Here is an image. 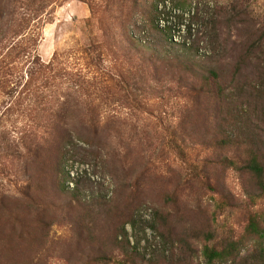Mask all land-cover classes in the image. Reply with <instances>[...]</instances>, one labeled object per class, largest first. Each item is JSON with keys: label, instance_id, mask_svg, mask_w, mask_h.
Listing matches in <instances>:
<instances>
[{"label": "rangeland", "instance_id": "1", "mask_svg": "<svg viewBox=\"0 0 264 264\" xmlns=\"http://www.w3.org/2000/svg\"><path fill=\"white\" fill-rule=\"evenodd\" d=\"M157 2L135 0L129 23L115 21L117 38L92 64L89 38H104L87 21L109 23L128 15L130 3L0 0V63L12 61L7 48L25 32L31 56L49 63L57 55L51 98L60 93L72 112L71 140L54 163L47 156L28 185L21 174L17 187L0 188V264H209L206 246L233 245L212 264H264V178L243 167L245 143L227 144L230 136L245 141L234 111L260 135L264 158V0ZM155 10L173 42L199 40V56L209 54L216 25L227 50L224 105L132 56L124 32L140 36L135 27L148 29ZM141 41L155 42L149 34ZM32 60L16 57L8 72L25 75Z\"/></svg>", "mask_w": 264, "mask_h": 264}, {"label": "trees", "instance_id": "2", "mask_svg": "<svg viewBox=\"0 0 264 264\" xmlns=\"http://www.w3.org/2000/svg\"><path fill=\"white\" fill-rule=\"evenodd\" d=\"M121 1L122 4L130 3L128 15L118 18L111 16L109 23H105L102 19L96 21L94 16L87 21L89 26H93L95 23L99 24L101 37L104 38L102 43H96V37L89 38L88 47L93 54L92 64L103 58V54L98 52V48L101 45L110 44L111 40L117 38L115 21L129 23L134 13L135 0ZM160 2L156 4L157 9L158 5H161ZM91 7H93L92 4ZM161 12V10L158 12L155 10L151 15L150 25H146L148 29H142L139 25L135 27L140 36L135 37L131 33L124 32L132 56H137L138 60H142L141 65H144L152 73L166 70L178 83L179 89L189 93L193 92L199 97L200 94L215 95L216 99L222 101H219L222 104L225 98V87L222 83L223 60L227 50L220 42V34L216 25L212 26L213 35L209 39V54L199 56L197 55L199 40L192 41L190 44L173 42L171 28L166 24H161L163 20ZM148 34L153 37L154 43L147 44V42L141 41L142 37H147ZM24 36L25 32L15 34V38L21 37L22 40L10 43L7 48L6 58L12 61L3 64L6 62L3 60L0 63V175L4 178V180L0 179V188L6 184H13L17 187V181L21 174L23 182L28 185L33 179L31 171L35 165H44L47 156L54 163L55 157L60 156L61 149L72 137L70 128L72 112L65 109L63 103H59L60 93H56L51 98L53 94L49 90V87L53 85V78L60 74V71H56L54 66L57 55L55 54L49 63L43 62L36 54L31 56L32 52L28 50L29 45L25 42ZM169 40L174 49L166 48L165 45L167 42L169 43ZM162 41H165V45L162 44ZM158 42L161 43V48H159ZM110 49L109 54L117 53L112 48ZM252 49L254 46L248 48L249 52ZM21 55L27 59L33 58V60L25 75L14 76L8 71L18 68L13 64V61L14 58ZM242 68L243 62H237L235 73H240ZM260 69L264 70L263 67ZM134 72L133 67L132 73ZM230 114V118L233 119L232 126L238 127L240 132L242 129L245 141L242 142L235 136H230L227 144L245 143L249 147L250 157L243 167L262 180L264 178V158L259 155L263 146L260 135L251 130L250 124L245 125V120L239 116V113L232 111ZM223 142L225 143V140ZM235 166L237 167V164ZM257 226L254 221L251 223L255 232L258 230ZM232 248L234 249V245ZM232 248L217 250L206 246L203 252L207 263L212 264L216 260L230 257L233 254Z\"/></svg>", "mask_w": 264, "mask_h": 264}, {"label": "built area", "instance_id": "3", "mask_svg": "<svg viewBox=\"0 0 264 264\" xmlns=\"http://www.w3.org/2000/svg\"><path fill=\"white\" fill-rule=\"evenodd\" d=\"M73 181H71V183H72ZM72 185H73V183H72Z\"/></svg>", "mask_w": 264, "mask_h": 264}]
</instances>
